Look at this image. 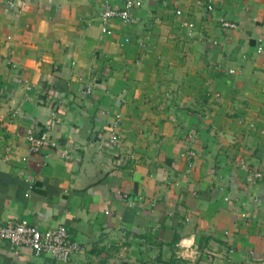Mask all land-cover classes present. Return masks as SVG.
<instances>
[{"label":"crops","instance_id":"0c3cea01","mask_svg":"<svg viewBox=\"0 0 264 264\" xmlns=\"http://www.w3.org/2000/svg\"><path fill=\"white\" fill-rule=\"evenodd\" d=\"M102 1L0 0V223L83 246L0 264H264V0H142L111 33ZM47 125L68 158L29 150Z\"/></svg>","mask_w":264,"mask_h":264},{"label":"built area","instance_id":"2783aa9c","mask_svg":"<svg viewBox=\"0 0 264 264\" xmlns=\"http://www.w3.org/2000/svg\"><path fill=\"white\" fill-rule=\"evenodd\" d=\"M113 0H103L100 11L101 30L103 33H111V22L118 20L123 23L133 24L136 22L135 18L131 15V10L140 7L142 0H122L120 6L112 3ZM197 4L205 5L206 0H196ZM208 11L213 10L210 2L206 4ZM182 10L177 8L176 15H180ZM224 26L233 27L234 24L225 22ZM192 35L189 30L187 33ZM126 41L128 38L125 39ZM90 88H86L84 93H89ZM117 120L114 121L113 128L108 135V142L117 144L119 136L115 130ZM50 126H46L45 130L38 136L30 134L28 136L29 150L34 153L40 152L44 148L56 149L59 155L68 158V151L61 149L54 139L48 136ZM193 134H189L191 137ZM188 155L193 156V151H188ZM260 172H255L254 177H260ZM143 196L136 195L132 197L130 194L122 193V200L127 206L134 207L137 201L142 200ZM151 205H154L151 204ZM0 240H5L14 251H19L23 247L30 248L36 254L46 253L51 258L57 261H67L71 257L83 251L81 242L73 239L68 233L66 227L62 224L56 225L51 228H40L39 226L29 222L26 219H19L16 221H9L4 224L0 223Z\"/></svg>","mask_w":264,"mask_h":264}]
</instances>
